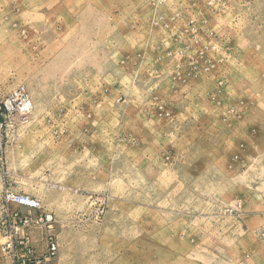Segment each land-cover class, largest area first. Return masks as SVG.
<instances>
[{
  "label": "rangeland",
  "instance_id": "obj_1",
  "mask_svg": "<svg viewBox=\"0 0 264 264\" xmlns=\"http://www.w3.org/2000/svg\"><path fill=\"white\" fill-rule=\"evenodd\" d=\"M121 74L139 145L138 112L104 92ZM21 86L28 119L0 118V264L28 214L12 194L76 215L52 264H264V0H0V101ZM88 110L105 134L84 186L70 139Z\"/></svg>",
  "mask_w": 264,
  "mask_h": 264
},
{
  "label": "crops",
  "instance_id": "obj_2",
  "mask_svg": "<svg viewBox=\"0 0 264 264\" xmlns=\"http://www.w3.org/2000/svg\"><path fill=\"white\" fill-rule=\"evenodd\" d=\"M237 68L234 69L233 72H236ZM90 79V78H89ZM129 77L127 75L123 76L122 74L118 77V79H115L114 82H112L111 85H106L104 84V92L107 96H109L111 98V96H115L118 97L117 101H120V105L125 106L126 108H135V112L136 113L134 116H132L131 118H129V120H127V122L129 123H133V125H135V130L132 131L131 133L128 134L129 139H140V142H138V145L142 143V139L144 138L143 132L144 130V123L141 120V108L144 107V101L136 94L135 91L136 90V86L131 85L129 83ZM90 82V81H89ZM86 89V88H85ZM88 90L92 89L95 91H97L98 89L94 88L93 86H89L87 88ZM248 90V89H247ZM249 91V90H248ZM93 95V94H91ZM87 101V102H86ZM85 105H87L88 107H94L96 104V100L95 98H90V99H86L83 102ZM250 103L253 105V108L250 109L253 112H255L256 108H263L261 106V104H259L258 101H255V99H251ZM84 104H80L76 107H83ZM247 106H249L247 104ZM263 114H264V110ZM81 112L83 111H78L76 114V117L74 118L76 121V124L79 126V131L76 133V136L70 139V144L72 147L75 146V148H72L73 150L71 153V159H72V168L71 171H73V176L72 178L76 180H78L77 183H75L76 185L82 184L84 186H89L90 184L93 185V181L89 180V178H87L86 180L82 178H84V176L87 175V173H83L82 171L84 170V167L86 165V163L89 164V160L86 158H82V156H86V152H89V154H94L95 152L98 151H102L101 148H99V146H95V140L97 139V137L99 135L102 136L101 130L98 128V126H96L95 122L100 123L98 121L95 120V115L88 110V115L85 116L84 114H81ZM258 112V111H256ZM257 114H260V112H258ZM262 114V112H261ZM106 118H104L105 121ZM85 131V132H83ZM101 132V133H99ZM85 133V134H84ZM158 135V134H157ZM156 133H154V136H157ZM104 137V135H103ZM59 139V136L56 138ZM52 145H54V143H52ZM56 146V145H55ZM142 146H145L144 144H142ZM76 149V150H75ZM70 157H65V159L63 160V163H67V161L70 159ZM102 164H100L98 166V169L100 168ZM104 179V178H103ZM57 218H61L62 220L59 221L57 220ZM74 218H76V215H73V213L69 212V213H64L63 216H56L55 215V225H54V230L52 231V233L56 236L57 242L59 247L60 246H65L67 244H69V237L75 235V229H73V227H70L72 225H74L72 222V220H74ZM79 228V227H77ZM39 229L34 230V232L32 233V241H33V246L35 249V253L37 256H39L37 254V252L39 254L46 253L47 250V243L45 240V232L43 229H40L41 232L40 234H38ZM38 248V250H37ZM59 250V249H58ZM43 254V255H44ZM42 255V256H43ZM55 259V258H54Z\"/></svg>",
  "mask_w": 264,
  "mask_h": 264
},
{
  "label": "built area",
  "instance_id": "obj_3",
  "mask_svg": "<svg viewBox=\"0 0 264 264\" xmlns=\"http://www.w3.org/2000/svg\"><path fill=\"white\" fill-rule=\"evenodd\" d=\"M30 110L28 94L22 86L0 101V118L14 115L19 121H25L30 115ZM8 201L28 210L26 215L15 214L12 217L14 227L9 232L5 249H3L11 254V264H52L59 249L56 236L52 233L55 225L54 214L49 211H41L40 202L27 195L12 194L8 196ZM87 201L90 205L98 206L93 212L92 218L95 221H100L105 212V198L88 196ZM31 211L34 212V215L31 214ZM37 228L43 229L45 232L47 250L43 256H37L33 246L32 233ZM262 237L264 238V233Z\"/></svg>",
  "mask_w": 264,
  "mask_h": 264
}]
</instances>
